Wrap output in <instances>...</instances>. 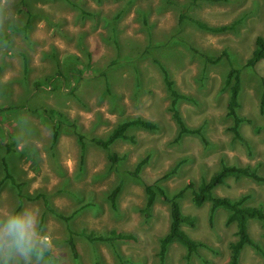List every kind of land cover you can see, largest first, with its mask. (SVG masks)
<instances>
[{
    "label": "rangeland",
    "instance_id": "1",
    "mask_svg": "<svg viewBox=\"0 0 264 264\" xmlns=\"http://www.w3.org/2000/svg\"><path fill=\"white\" fill-rule=\"evenodd\" d=\"M188 17L233 28L213 33ZM259 35L264 36V0H0V218L9 211H37L38 231L50 243L47 264H158L169 211L160 198L144 210V185L175 168L158 184L170 195L183 190L182 210L195 216V225L184 228L202 246L189 262L174 243L164 264H227L235 223H226L222 207L195 205L187 185L209 178L222 162L250 165L264 176V59L255 68L246 66ZM156 61L187 95L177 105L183 120L201 126L207 142L196 135L174 141L171 97ZM231 67L240 69L237 111L250 121L240 126L243 140L233 137V119L226 114ZM52 107L59 113L48 114ZM135 117L159 128L129 127L134 141L113 145L123 157L119 163L111 165L93 144L81 153L77 132L105 137ZM53 121L59 124L55 143ZM147 155L139 174H130ZM5 164L20 187L2 180ZM117 185L113 210L108 194ZM213 193L248 195V203L264 207V183L249 178L229 177ZM112 229L132 238L109 243L74 235L79 252L73 257L70 231L98 235ZM249 231L264 251V226L253 220ZM0 264L27 262L0 256ZM239 264H264V254L245 245Z\"/></svg>",
    "mask_w": 264,
    "mask_h": 264
},
{
    "label": "trees",
    "instance_id": "2",
    "mask_svg": "<svg viewBox=\"0 0 264 264\" xmlns=\"http://www.w3.org/2000/svg\"><path fill=\"white\" fill-rule=\"evenodd\" d=\"M212 2H220L226 0H209ZM197 27L210 31L213 33H221L233 28V24H221V25H210L205 21L197 17H188ZM210 62H218L220 56L217 57H205ZM264 59V36H257L255 39V48L252 51L251 56L246 61V66L255 68L257 64ZM159 66L163 81L166 89L171 97L168 111L170 112L171 118L177 125V134L174 141L181 140L187 135H196L202 139L203 142H207L205 135L202 131V127H190L183 120L180 111L178 109V102L181 99H187V95L180 93L171 79L166 68L159 62L156 61ZM74 72L69 71V77L72 78ZM55 76H51V80ZM225 85L228 87L229 97L227 101V116L233 119V124L230 126L233 137L238 140H243V136L240 133V126L244 121H248L246 118L239 115L237 108L239 107L238 96L241 89L240 69L231 67L225 77ZM108 90H110L108 88ZM73 91V90H72ZM260 108L263 111L264 108V90L260 97ZM48 114H58L59 111L52 107L47 109ZM137 126L148 131L157 130L158 124L151 120L135 117L128 118L120 121L105 137L94 136L91 138H85L83 134L76 133L77 140L81 147V153L84 155L86 145L93 144L98 148H101L106 153V157L111 165H115L122 160L117 151L113 148L114 143L118 140H130L134 141V136L128 134L129 127ZM52 130V142L55 143L59 136V124L55 121L51 122ZM149 156H145L137 162L134 170L129 171L130 174L137 176L142 170L144 165L148 162ZM182 163L180 161L177 166ZM5 171L2 180L8 179L11 183L20 187V183H15L14 177L7 169V164L3 169ZM175 172V168L170 173H165L159 178L152 182H147L144 185L146 202L145 211L152 209L157 198H160L168 206L169 211V224L167 231L159 238L158 244V264H164L166 253L169 250L170 245L177 243L181 245L185 250V259L191 262V258L196 254L202 246V243L195 240L185 230L184 226L188 225L193 227L195 225V216L185 213L182 210L179 197L182 195L183 190L170 195L166 192L165 188L158 184V180L167 177L169 174ZM229 177L233 178H249L256 182L264 183V176L258 171L256 167L250 165H234L226 162H222L220 167L216 169L209 178L201 180L197 185L188 184L187 188L191 189V199L195 205H202L205 202H210L211 210L214 211L218 207H222L227 210L226 223H235L236 225V239L229 243L230 255L227 264H239V258L241 250L245 245L251 246L256 251L264 254V251L260 244L253 239L249 231V223L253 220L259 222L264 226V207L258 205H252L247 202L248 195H240L237 197L220 196L213 193V190L220 185L224 184L226 179ZM120 191V185L114 187L108 194V199L113 210L117 209V197ZM28 197V196H27ZM30 198V197H28ZM46 202V201H45ZM71 216L63 217L69 219ZM74 235H81L86 237L90 241H104L112 243L117 240L131 239L132 235L124 233L122 231L112 229L108 234L91 235L84 231L74 232L70 231V236L67 238V243L71 249L73 257H78V248L74 240ZM45 255H48L46 252Z\"/></svg>",
    "mask_w": 264,
    "mask_h": 264
},
{
    "label": "clouds",
    "instance_id": "3",
    "mask_svg": "<svg viewBox=\"0 0 264 264\" xmlns=\"http://www.w3.org/2000/svg\"><path fill=\"white\" fill-rule=\"evenodd\" d=\"M39 213L27 210L23 214L9 211L0 218V256L6 261L19 257L27 264H47L45 253L50 250L49 240L39 233Z\"/></svg>",
    "mask_w": 264,
    "mask_h": 264
}]
</instances>
